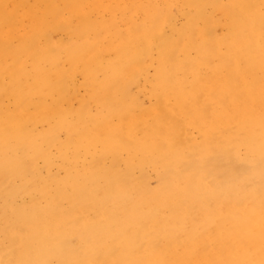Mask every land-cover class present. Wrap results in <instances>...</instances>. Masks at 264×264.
Listing matches in <instances>:
<instances>
[{"label":"bare ground","instance_id":"obj_1","mask_svg":"<svg viewBox=\"0 0 264 264\" xmlns=\"http://www.w3.org/2000/svg\"><path fill=\"white\" fill-rule=\"evenodd\" d=\"M257 6L0 0V176L16 174L21 185L0 184V264H264ZM149 68L145 108L131 87ZM46 88L56 93L51 108ZM42 121L49 131L25 145L28 123ZM57 128L80 139L58 147L63 178L43 179L41 208L29 200L13 210L8 200L23 190L26 159L41 154L50 168ZM104 143V155L88 149ZM81 145L88 163L65 158L82 155Z\"/></svg>","mask_w":264,"mask_h":264},{"label":"rangeland","instance_id":"obj_2","mask_svg":"<svg viewBox=\"0 0 264 264\" xmlns=\"http://www.w3.org/2000/svg\"><path fill=\"white\" fill-rule=\"evenodd\" d=\"M257 2L259 4V6H257L258 11L264 12V0H257ZM206 13H207V15H209L208 11H206ZM216 13L211 12L210 15H212L213 17H218V15ZM137 18H140V14L137 15ZM182 21H183L182 17L178 16L177 21H176L177 25H181ZM221 25H224V22H222ZM179 57L182 59V56H179ZM112 60H113L112 54H109L108 56L107 55L102 56V63H109ZM65 65H66V63H64V66ZM65 68H66V66H65ZM152 73H153V68L152 69L149 68L147 70V72L143 73V75L141 76V77L145 76L144 77L145 81L140 82L137 87L136 86L134 88L131 87V94L137 95V97L140 99V101L141 100L143 101L142 103H143L145 108L148 107L149 101H148L146 94H147V91L149 89V83H150L151 78H152ZM73 78H74L73 80L75 81V85L77 88V94L79 96L83 97V91L79 88V84L81 83L80 77L75 75ZM43 93H44L45 104L51 108V105H52L51 97H54L56 95L55 91L46 88L43 90ZM71 103H74V101H71ZM3 104L4 105L7 104L5 99H3ZM59 105L67 107L65 101L59 102ZM62 106H61V108H62ZM72 107L73 108H70V110L71 109H74L76 111L78 110V106L75 103ZM93 109L94 108H92V110ZM71 111L74 112L73 110H71ZM66 121L63 124H66L67 123ZM28 124H29V126L27 129L29 130V133L27 134V138L23 139V141H25V145L27 143H29V140L33 141L34 139H36V135L44 134V133L48 132L50 129L49 126L44 121L35 122V123L29 122ZM76 126H79V123L76 124ZM58 129L59 128H57L56 131H53L52 137H53L54 141L52 142L51 145H49L50 146V149H49L50 155L49 156L51 158L53 157V159H50V168L48 170H47V167L45 165V162L43 161V158H42L43 156L41 154H38V153L33 154L29 158L26 159V161H27L26 173L28 175L24 179L23 190L21 192H17V194H15V195H12L10 197V199L8 200V204H10L12 206L13 210H15L17 208V206H22V204L28 202L29 200L35 202L38 205V207L41 208L43 206V202L40 198H38L36 191L38 192V190H40L42 188L43 179L46 178L48 174H50V176L54 175L57 179L63 178V176H64V172L62 171L63 170L62 169L63 159L61 158L60 154L58 153V147H60L66 140H70V141L79 143L78 141L80 139L78 136H76L71 131L67 130L66 132H64L62 129H59V130ZM4 139L8 143L13 142V140H11V139H9V140H7L6 138H4ZM108 148H109V146L104 143V144H101L100 146L90 147L88 149L92 153L104 155L105 151ZM80 149H81L80 150L81 154L83 156L75 153L72 150H70L66 153L65 158H67V159L77 158L76 162L78 164H80L82 160L84 161V163H88L89 162V156H88L89 153L86 150V147L81 145ZM84 152H86L88 155L85 154ZM11 155H12V158L16 161L21 159V153L19 151L11 152ZM105 163L103 164V166H105V167L109 166V165H107V162H105ZM116 171H115V173H116ZM1 183L6 188V190H12V188L19 189L21 186V185L17 186L18 184H20V182H19V179L16 177V174H11V173L6 174L5 176H0V184ZM29 187H30V192H32V193H31V195L27 196L23 193H27ZM28 210H30V208ZM30 244L38 245L39 243L37 242V240L35 238H32V240L30 241ZM39 250H40V244H39L37 252ZM41 259H42V252L40 250L38 252L37 260H41Z\"/></svg>","mask_w":264,"mask_h":264}]
</instances>
